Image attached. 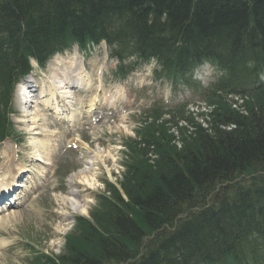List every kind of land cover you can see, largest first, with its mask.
Wrapping results in <instances>:
<instances>
[{
	"label": "trees",
	"instance_id": "obj_1",
	"mask_svg": "<svg viewBox=\"0 0 264 264\" xmlns=\"http://www.w3.org/2000/svg\"><path fill=\"white\" fill-rule=\"evenodd\" d=\"M100 41L122 76L153 59L157 77L188 81L195 64L217 62L224 76L204 92L215 109L202 127L186 119L179 149L165 128L137 132L126 143L125 199L106 184L109 196L75 218L61 255L32 264H264V178L236 183L264 173V0H0V142L14 131L12 83L29 58L44 66Z\"/></svg>",
	"mask_w": 264,
	"mask_h": 264
},
{
	"label": "rangeland",
	"instance_id": "obj_2",
	"mask_svg": "<svg viewBox=\"0 0 264 264\" xmlns=\"http://www.w3.org/2000/svg\"><path fill=\"white\" fill-rule=\"evenodd\" d=\"M91 59L99 60L101 76L100 82L94 76V80L88 82L102 88L100 102L90 114L73 108L75 123L69 126L72 128L71 133L66 134V124L55 120L53 122L49 112L44 121H39L38 130H33L29 123H20L21 107L14 101V115L10 120L15 132L0 144V183H7V179L23 166L30 170L26 175L29 182L23 185L33 190L26 201H18H25L23 204L0 213V264H29V259L37 254L61 255L65 248L64 238L73 234L74 219L77 216L88 217L92 211L100 208L101 199L109 196L104 188L105 181L119 185L124 180L126 169L123 163L127 158L122 152L126 151V141L133 146L134 131L147 130L146 127L152 125L159 136L165 128L167 135L164 137L167 141H170L168 136L172 137L170 145L179 149L181 135L177 129L188 130L187 125L190 124L186 119L190 122L194 120V123L202 127L205 115L214 110V106L209 109L203 103L204 99L198 89L173 85L171 90L167 82L155 80L152 75L154 63L144 65L128 80L118 82L112 75L115 63L108 59L103 44L92 46L86 54L73 49L55 56L42 71H36L30 76L31 81L40 83L46 78L54 81L59 75L62 83H66L64 76L77 73L81 67L88 71L90 67H87V62ZM201 71V78L197 79L202 82L193 80L203 90L211 71L207 67ZM116 84H119L118 88H115ZM142 85L144 87L140 88ZM118 89H123V94L117 102L110 103L112 98L107 97V94L112 95ZM85 94L82 90L77 93L80 98ZM105 94L107 99L103 100ZM224 100L232 110L247 115L240 111L241 106L236 105L242 103L238 98L225 97ZM173 101L186 103L187 108H180L184 118L175 112L176 109L170 110L174 108ZM39 110L45 113L41 108ZM150 110L151 115L148 114ZM152 116L160 118L152 121ZM230 128L232 126L225 129ZM34 131L40 135H33ZM73 139L85 142L90 150L75 146L71 142ZM44 142L45 146L42 147ZM95 149L99 157L93 159L91 156ZM129 154L128 162L134 157L132 152L129 151ZM155 158L153 150L148 153L149 163ZM36 159L41 160V163L35 162ZM259 175L264 178V173H245L236 179V183L250 185ZM3 187L5 189V186H1V189ZM18 193L24 194V190ZM66 197L80 202L85 211H73L71 204L64 200Z\"/></svg>",
	"mask_w": 264,
	"mask_h": 264
},
{
	"label": "bare ground",
	"instance_id": "obj_3",
	"mask_svg": "<svg viewBox=\"0 0 264 264\" xmlns=\"http://www.w3.org/2000/svg\"><path fill=\"white\" fill-rule=\"evenodd\" d=\"M98 61L99 60H96V61H94V60H89V62H88V66L90 67L89 69H90V72L89 73H86V72H82V73H84V79L85 80H87V81H89V82H91V81H93L94 79V77L93 76H97V72H98ZM81 75L82 74H79L78 75V78H81ZM92 75V76H91ZM64 78H65V82L66 83H62V77L61 76H59L58 75V78L56 79V80H51V78L50 79H47L46 80V83H45V81H42V86H41V97L43 98V97H46L45 99H43V100H41V102L42 103H40V102H38V101H36L35 102V104L34 105H37L38 107L41 105V104H43V106L44 107H49V108H51L52 106L50 105V103L51 102H49V99H52V101H55V99H54V96L56 95L57 96V98H58V94L57 93H55L56 91L53 89L54 87H55V89H58V90H60V89H62V91H60L61 93H65V94H68L69 95V97L71 98V99H73V96H72V94H73V91L74 90H72L73 89V85L74 84H77V81H71V78L69 77H67V76H64ZM86 81V82H87ZM69 82H71L70 84H68ZM89 82H87V84L86 85H88L89 84ZM73 84V85H72ZM58 86V87H57ZM89 87L92 89V85H91V83H90V85H89ZM98 91L99 90H97L96 89V91L94 92V94H93V96H92V100H88L87 101V104H88V110L86 111V113H91L93 110H94V107L96 106V100H97V98H98ZM47 93L49 94V95H47ZM72 93V94H71ZM48 96H50V97H48ZM31 98H33L32 96H31ZM53 103V102H52ZM25 106H23V111H24V115H21V118L22 119H20L19 120V122L20 123H22V124H25L26 125V123H29V126H33V130H38L37 128V126H38V123H39V121H41V120H45L46 119V114L45 113H42L38 108L37 109H35V111H30V105L31 104H33V100H29L28 101V104H27V102H26V100H25ZM29 105V106H28ZM52 109V108H51ZM55 113H56V115L57 116H55V118L56 119H63V120H65V119H67V120H71L73 123H74V117H73V115H70L69 117H67V116H61L62 114L61 113H59V112H56V110H55ZM58 113V114H57ZM59 117V118H58ZM26 118H28V119H26ZM59 119V120H60ZM62 121V120H61ZM35 124V125H34ZM43 124L41 123V126H42ZM53 134H55V133H53ZM59 134V133H58ZM58 134H56V135H58ZM33 135H40L39 133H37V131H34L33 132ZM59 135H63V133H60ZM48 142V141H47ZM71 142H73L74 143V145H77L79 148H81V149H84V150H90L89 149V146L88 145H85V144H83V143H81L80 142V140L79 139H73V141H71ZM45 143L46 142H44L43 144H42V147H44L45 146ZM93 154V156H91L93 159H96V158H98L99 157V153L96 151V149H95V151L92 153ZM35 162H38V163H40L41 162V160H39V159H36L35 160ZM86 165H88V163L86 164ZM22 173H29V170L27 169V170H25L24 172H22ZM13 177H15L14 176V174L12 175V177L11 178H13ZM11 182L13 181V179H11L10 180ZM19 187H21V185H19ZM24 188V187H23ZM71 195V194H70ZM67 199H65L64 198V200L65 201H67V203H70L71 204V209L73 210V211H76L77 213H79V212H84L85 210L83 209V205H81L80 204V202H77V201H74V200H72V199H70V198H68V197H66ZM18 205V204H17ZM81 212V213H82Z\"/></svg>",
	"mask_w": 264,
	"mask_h": 264
}]
</instances>
